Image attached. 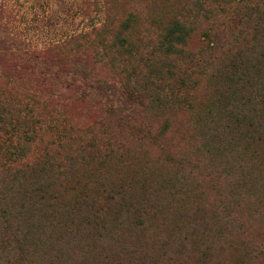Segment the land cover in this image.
Returning a JSON list of instances; mask_svg holds the SVG:
<instances>
[{
  "label": "rangeland",
  "instance_id": "374dc122",
  "mask_svg": "<svg viewBox=\"0 0 264 264\" xmlns=\"http://www.w3.org/2000/svg\"><path fill=\"white\" fill-rule=\"evenodd\" d=\"M237 1L0 0L2 97L19 112L17 128L35 126L42 135L34 136L41 143L25 145L29 159L66 155L62 170L52 173L53 186L65 175V182L79 181L99 199L103 188L115 189L121 181L135 200L148 188L147 213L159 204L156 217L141 218L148 242L161 215L171 218L189 207L199 233L208 212L219 211L221 195L233 187L222 180L224 168L217 161L209 167V154L200 146L208 131L193 124L212 93L208 75L216 67L208 58V16L212 11L223 16L221 9ZM178 18L188 25L186 39L178 54L169 56V42L161 35ZM166 98L172 102L164 107ZM75 195L68 190L59 197L73 202ZM260 222L247 219L255 239L264 236ZM214 242L205 264L218 257L238 263L240 247L226 248L221 238ZM173 253L177 261L168 264L201 263L199 252Z\"/></svg>",
  "mask_w": 264,
  "mask_h": 264
},
{
  "label": "trees",
  "instance_id": "16d2710c",
  "mask_svg": "<svg viewBox=\"0 0 264 264\" xmlns=\"http://www.w3.org/2000/svg\"><path fill=\"white\" fill-rule=\"evenodd\" d=\"M221 11L218 17L208 10L207 51L216 67L208 75L212 93L193 124L206 127L208 139L200 146L209 154L208 165L212 168L217 161L224 168L222 180L236 195L232 190L221 195L220 210L208 212L199 233L191 225L197 218L192 220L190 207L171 218L161 215L147 247L148 226L141 218L159 214V204L151 205V214L145 209L148 188H141L135 200L124 181L115 189L103 188V199L91 195L87 185L83 190L79 181L65 182V175L53 186L52 173L62 170L68 157L61 153L59 158L46 154L29 159L25 145L41 143L34 136L42 135L35 126L16 127L19 112L4 100L0 87V252L5 258L0 264H160L164 259L168 264L177 261L173 252L184 251L199 252L200 264H205L213 257L216 238L226 248H241L237 264H264V236L255 239L247 224V219L259 220L264 227V0H239ZM187 28L178 18L161 35L171 48L167 55L183 48ZM170 102L162 100L164 107ZM195 178L191 173L190 179ZM161 183L163 190L166 182ZM68 190L77 192L73 202L59 197ZM235 207L240 210L231 214ZM173 242L177 251L172 252ZM152 246L157 247L154 254ZM224 259L218 257L215 264H232Z\"/></svg>",
  "mask_w": 264,
  "mask_h": 264
}]
</instances>
